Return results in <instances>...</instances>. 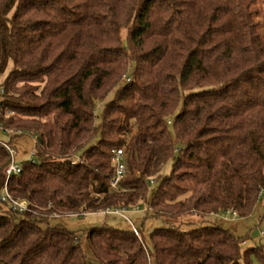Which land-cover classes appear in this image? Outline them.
Here are the masks:
<instances>
[{
  "label": "trees",
  "instance_id": "1",
  "mask_svg": "<svg viewBox=\"0 0 264 264\" xmlns=\"http://www.w3.org/2000/svg\"><path fill=\"white\" fill-rule=\"evenodd\" d=\"M0 81V127L38 137L20 176L0 142V189L28 204L0 202V264H92L84 241L98 264H242L239 237L193 217L264 194V0H0ZM140 205L163 222L151 250L137 228L49 224Z\"/></svg>",
  "mask_w": 264,
  "mask_h": 264
},
{
  "label": "rangeland",
  "instance_id": "2",
  "mask_svg": "<svg viewBox=\"0 0 264 264\" xmlns=\"http://www.w3.org/2000/svg\"><path fill=\"white\" fill-rule=\"evenodd\" d=\"M261 21L262 15L257 17ZM2 77L1 80H4ZM104 108V102L100 101L96 105V113L101 115ZM100 117L96 120L99 122ZM21 132V131H19ZM8 131L0 127V142L10 144L15 151L14 163L23 165L27 160H37L35 156V144L38 137L32 132L23 131L22 133ZM80 150L76 156L79 159L82 155ZM75 159V158H74ZM81 160V159H80ZM79 161V160H78ZM172 170V162L169 161L160 175L151 183L149 189V196L152 195L157 187V181L160 177L165 176ZM111 209L103 212L88 213L84 216L76 214L54 215L49 218L51 226H64L65 228L81 233L86 232L87 229L94 226H101L103 224L116 227L123 230H133L134 228L142 231V237L145 240L148 248L152 249L151 231L163 225L161 219L156 217L154 213L148 209L147 205H140L137 207L118 209ZM264 194L260 200L254 205L252 211L241 216L238 213L220 212L217 214H208L203 217H193L197 222H216L225 229H229L235 236L240 239V247L242 252L241 262L244 264H264ZM48 224L44 223L42 226L46 227ZM82 250L90 259L92 264L93 252L89 244L84 241Z\"/></svg>",
  "mask_w": 264,
  "mask_h": 264
},
{
  "label": "built area",
  "instance_id": "3",
  "mask_svg": "<svg viewBox=\"0 0 264 264\" xmlns=\"http://www.w3.org/2000/svg\"><path fill=\"white\" fill-rule=\"evenodd\" d=\"M4 97H5V86L2 84V81H0V101L3 100ZM8 131H13V130H8ZM8 149L10 151L12 161L6 168L5 172L8 177L13 176V175L20 176L22 174L23 167L21 165L14 163V155H15L14 149L10 146H8ZM80 161L81 160L79 158V159H76L74 163H77ZM112 163L115 166V177L112 180V187L116 188L119 182L125 176V172H126L123 149H117L114 151L113 156H112ZM0 202L7 204L8 207L17 209L19 212H23L27 208V205H28L27 201L25 200H22V201L14 200L8 191L7 184L3 188L0 189ZM116 212L118 213L119 210L116 209ZM134 231L138 233L136 228H134Z\"/></svg>",
  "mask_w": 264,
  "mask_h": 264
}]
</instances>
